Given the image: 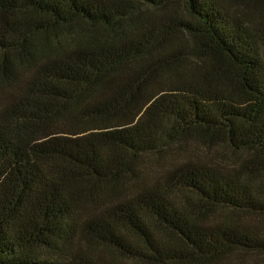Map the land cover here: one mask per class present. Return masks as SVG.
Wrapping results in <instances>:
<instances>
[{
    "label": "rangeland",
    "instance_id": "rangeland-1",
    "mask_svg": "<svg viewBox=\"0 0 264 264\" xmlns=\"http://www.w3.org/2000/svg\"><path fill=\"white\" fill-rule=\"evenodd\" d=\"M0 39L23 73L61 65L65 98L41 129L109 169L96 215L124 208L150 226L167 211L264 246V0H0ZM17 92L0 88V219L36 195L19 192L30 156L5 114ZM76 220L56 218L42 264L114 261ZM179 264H264V248Z\"/></svg>",
    "mask_w": 264,
    "mask_h": 264
},
{
    "label": "trees",
    "instance_id": "trees-1",
    "mask_svg": "<svg viewBox=\"0 0 264 264\" xmlns=\"http://www.w3.org/2000/svg\"><path fill=\"white\" fill-rule=\"evenodd\" d=\"M21 61L0 39V88L18 86L5 114L11 132L24 142L30 156L19 192L28 189L36 194L34 203L29 197L1 216L0 264H42L37 253L59 237L55 226L59 215L77 217L73 228L82 240L117 255L110 262L76 253L65 264H179L215 260L233 250L264 248L234 232L200 231L167 211H157L150 226L124 208L110 220L96 215L89 208L93 190L109 181V169L94 153L82 155L72 144L52 137L51 130L41 129L56 116L65 98L62 67L48 61L23 73ZM196 121L188 119L184 126Z\"/></svg>",
    "mask_w": 264,
    "mask_h": 264
}]
</instances>
